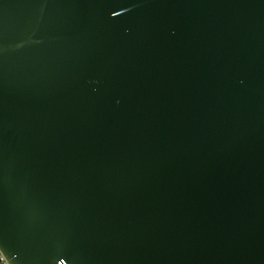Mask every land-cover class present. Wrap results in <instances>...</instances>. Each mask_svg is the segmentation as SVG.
I'll list each match as a JSON object with an SVG mask.
<instances>
[{"label":"water","instance_id":"water-1","mask_svg":"<svg viewBox=\"0 0 264 264\" xmlns=\"http://www.w3.org/2000/svg\"><path fill=\"white\" fill-rule=\"evenodd\" d=\"M8 264H264V0H0Z\"/></svg>","mask_w":264,"mask_h":264},{"label":"built area","instance_id":"built-area-1","mask_svg":"<svg viewBox=\"0 0 264 264\" xmlns=\"http://www.w3.org/2000/svg\"><path fill=\"white\" fill-rule=\"evenodd\" d=\"M0 264H8L1 253H0Z\"/></svg>","mask_w":264,"mask_h":264}]
</instances>
